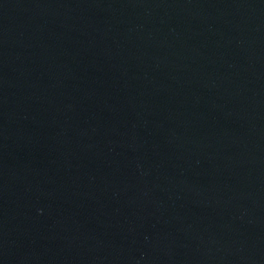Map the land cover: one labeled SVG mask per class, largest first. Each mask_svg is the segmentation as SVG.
Returning a JSON list of instances; mask_svg holds the SVG:
<instances>
[{"label":"water","instance_id":"water-1","mask_svg":"<svg viewBox=\"0 0 264 264\" xmlns=\"http://www.w3.org/2000/svg\"><path fill=\"white\" fill-rule=\"evenodd\" d=\"M0 264H264V0H0Z\"/></svg>","mask_w":264,"mask_h":264}]
</instances>
